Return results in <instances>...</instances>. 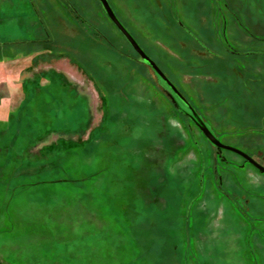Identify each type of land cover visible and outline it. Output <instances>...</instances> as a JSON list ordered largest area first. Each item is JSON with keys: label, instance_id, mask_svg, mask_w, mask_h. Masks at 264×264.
Listing matches in <instances>:
<instances>
[{"label": "rangeland", "instance_id": "obj_1", "mask_svg": "<svg viewBox=\"0 0 264 264\" xmlns=\"http://www.w3.org/2000/svg\"><path fill=\"white\" fill-rule=\"evenodd\" d=\"M108 2L264 165V0ZM127 39L99 0H0V264H264V172Z\"/></svg>", "mask_w": 264, "mask_h": 264}, {"label": "water", "instance_id": "obj_2", "mask_svg": "<svg viewBox=\"0 0 264 264\" xmlns=\"http://www.w3.org/2000/svg\"><path fill=\"white\" fill-rule=\"evenodd\" d=\"M99 1L102 7L106 10L107 16L112 21H114L121 33L125 34V36L128 38L127 40L138 52L139 56L147 63H149V67L154 71V73L157 74V76L160 77L164 85L167 86L166 88H164L165 94H167L169 98L172 99V102L174 103L173 105L177 107L178 111H182L187 114L190 117L191 121L198 125V128L203 132L205 137H207L209 142H211L213 145L218 146V148L222 147L226 149H231L234 153L236 152L243 156L247 162L253 163V165L256 166L261 172H264V165H261L260 161L256 160L250 154H247L246 151L238 147H233L232 145L219 140V137H217L215 133L210 129L209 125L206 124L201 114L196 111V109L191 105L190 101L185 98V96L180 92V89L177 88V85H175L169 79L170 77L162 71L158 62L152 57H149L147 51L143 47H141L138 41H136L137 39L135 38V36L125 27L124 23L120 21V19L116 15L114 8H112L110 3L108 2L109 0Z\"/></svg>", "mask_w": 264, "mask_h": 264}, {"label": "trees", "instance_id": "obj_3", "mask_svg": "<svg viewBox=\"0 0 264 264\" xmlns=\"http://www.w3.org/2000/svg\"><path fill=\"white\" fill-rule=\"evenodd\" d=\"M182 115H184V116L187 117L189 120H191L190 117H189L187 114H182ZM191 122H192V121H191ZM192 123H193V122H192ZM214 147L217 148L218 150L220 149V148H218V146H215V145H214ZM244 160H245V158H244ZM245 161H246V160H245ZM214 169H215V167H214ZM214 172H215V171H214ZM215 176H216V178H218V176H217L216 174H215Z\"/></svg>", "mask_w": 264, "mask_h": 264}, {"label": "flooded vegetation", "instance_id": "obj_4", "mask_svg": "<svg viewBox=\"0 0 264 264\" xmlns=\"http://www.w3.org/2000/svg\"><path fill=\"white\" fill-rule=\"evenodd\" d=\"M193 124H195V123H193ZM197 125V124H196ZM197 127H198V125H197Z\"/></svg>", "mask_w": 264, "mask_h": 264}]
</instances>
